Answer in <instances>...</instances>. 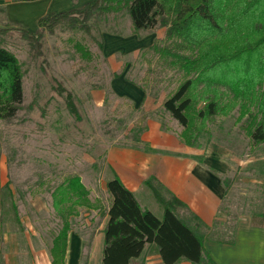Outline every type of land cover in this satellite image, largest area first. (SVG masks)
Instances as JSON below:
<instances>
[{
  "label": "rangeland",
  "instance_id": "1",
  "mask_svg": "<svg viewBox=\"0 0 264 264\" xmlns=\"http://www.w3.org/2000/svg\"><path fill=\"white\" fill-rule=\"evenodd\" d=\"M104 6L88 23L91 34L68 21L52 33L46 30L40 56L18 32L0 35V45L20 61L24 87L17 115L0 120V264L8 253L6 240L14 250L10 264H34L29 246L50 247L67 219H92L86 204L67 219L55 210L53 192L69 176L81 179L94 206L107 208L104 187L114 176L107 159L110 150L139 146L149 120L178 135L182 130L162 107L179 75L152 76L149 88H143L145 60L155 58L151 47L166 37L167 20L154 30L134 33L124 2L108 0ZM31 11L18 9L14 15L25 18ZM7 27L13 26L0 24ZM60 88L72 95L79 118L68 109ZM259 92L263 94L264 85ZM240 107L238 103L188 135L196 138L194 147L217 155L228 167L222 210L230 224L240 217L264 218V143L249 137L260 116L254 107L248 111L252 116Z\"/></svg>",
  "mask_w": 264,
  "mask_h": 264
},
{
  "label": "trees",
  "instance_id": "2",
  "mask_svg": "<svg viewBox=\"0 0 264 264\" xmlns=\"http://www.w3.org/2000/svg\"><path fill=\"white\" fill-rule=\"evenodd\" d=\"M107 1L92 0L80 9L47 14L38 20L36 31L14 25L0 28V35L18 32L40 56L46 30L52 33L68 21L91 34L88 23L106 9ZM121 1L134 33L154 30L167 20L166 37L151 47L155 58L145 60L143 88H149L152 76L162 79L167 73L179 75L178 86L165 96L162 107L182 127L179 138L183 143L193 146L196 138L188 135L197 134L209 119L226 114L238 103L247 114L253 107L257 109L260 120L249 137L254 143H264V92H259L264 85V0H116ZM60 91L66 95L70 112L79 118L72 95L64 88ZM23 102L20 61L0 45V120L13 119ZM163 128L171 130L164 124ZM142 129L145 131L146 127ZM106 188L109 222L103 264H130L147 244L159 248L165 264H176L182 259L194 264H215L211 258L204 260V239L176 214L174 205L182 206L178 201H166L155 192L165 208L160 220L142 209L133 192L115 174ZM53 205L64 219L75 215L76 207L84 205L88 211L97 208L77 176H69L55 189ZM70 230L67 219L52 240V264H66Z\"/></svg>",
  "mask_w": 264,
  "mask_h": 264
},
{
  "label": "crops",
  "instance_id": "3",
  "mask_svg": "<svg viewBox=\"0 0 264 264\" xmlns=\"http://www.w3.org/2000/svg\"><path fill=\"white\" fill-rule=\"evenodd\" d=\"M91 1L0 0V9L3 10L0 24L29 26L30 23L27 28L36 31L38 20L45 15L80 9ZM28 8L35 14L31 11L30 17L25 18L14 15L18 9L25 12ZM138 142L137 147L110 150L107 159L113 175L133 192L143 210L163 219L165 208L155 195L158 191L164 200H176L182 204L174 205L176 214L204 239L205 261L211 258L215 264H264V218L260 217L259 221L240 217L230 224L228 215L222 210L227 195L224 178L228 167L221 158L186 145L176 131H167L160 122L152 120L146 122V130ZM107 182L104 187L106 194ZM107 211L108 207H97L90 211L93 212L92 219L70 222L66 264H103L105 230L109 222ZM11 243V240L3 242L4 250L8 251L4 252V264H10L14 253ZM51 246L41 250L28 247L29 252L35 255L34 264H52ZM130 264L165 263L159 248L155 244H147L143 253ZM176 264L194 263L182 259Z\"/></svg>",
  "mask_w": 264,
  "mask_h": 264
}]
</instances>
